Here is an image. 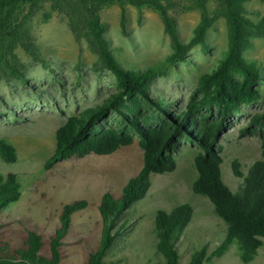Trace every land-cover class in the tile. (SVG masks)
I'll list each match as a JSON object with an SVG mask.
<instances>
[{
	"label": "rangeland",
	"instance_id": "1",
	"mask_svg": "<svg viewBox=\"0 0 264 264\" xmlns=\"http://www.w3.org/2000/svg\"><path fill=\"white\" fill-rule=\"evenodd\" d=\"M157 1L177 22L180 40L188 49L185 61L176 65L166 61L173 53V43L155 9L129 6L126 33L119 6L105 7L100 18L110 48L123 66L135 71L154 70L157 77L153 95L185 105L199 79L211 73L226 56L227 22L217 19L208 30L205 43L193 44L202 18L196 0ZM216 7V0L208 1L211 15ZM246 9V15L256 22L264 17L262 0H250ZM6 18L12 26L24 23L30 47L28 51L18 46L14 50L17 60L7 55L9 62L0 70V139L11 144L18 155L13 164L0 157V175L16 174L22 184L21 200L2 213L3 239L16 245L25 237V228L30 227L48 244L60 226L64 206L85 200L88 208L73 216L64 240L62 264H87L88 255L97 249L102 237L99 206L103 196L111 193L121 198L123 188L144 167L140 139L136 137L132 146L111 156L73 158L46 170V163L56 150L57 130L68 118L102 105L117 92V80L104 67L86 35L79 40L69 18L54 10L49 1L35 12L26 6L13 18L4 13L3 19ZM252 39L253 47L244 57L261 68L263 100L243 106L218 142L223 180L234 193H239L244 179L234 176L233 163L239 162L247 176L253 164L262 159L261 140L256 136L240 137V130L264 112V37ZM198 152L197 147L183 143L175 155L176 170L152 176L147 196L135 203L121 221L124 235L116 240L105 264H163L156 248L155 219L159 211L171 212L182 204L191 205L194 216L178 243L180 264H189L191 255L204 246L211 254L224 242L227 224L217 216L208 198L193 191L198 178L194 164ZM210 264H243L239 244L235 242L221 259ZM251 264H264V239Z\"/></svg>",
	"mask_w": 264,
	"mask_h": 264
},
{
	"label": "trees",
	"instance_id": "2",
	"mask_svg": "<svg viewBox=\"0 0 264 264\" xmlns=\"http://www.w3.org/2000/svg\"><path fill=\"white\" fill-rule=\"evenodd\" d=\"M47 1L54 10L69 18L79 40L86 35L96 47L100 61L117 80V92L99 107L67 119L57 130L56 150L47 161L46 170L73 158L92 154L111 156L132 146L136 137L144 152V167L123 188L121 198L111 193L103 196L99 206L102 237L97 249L88 255L87 264H105L116 240L124 235V224L120 227L124 216L147 196L152 176L176 170L175 155L183 143L199 149L194 160L198 173L194 193L208 198L217 216L228 227L226 239L214 252L209 254L208 247L204 246L191 255L189 264H210L221 259L235 242L240 247L241 262L251 264L263 247L264 239V112L255 115L251 124L240 130L241 138L256 136L261 140L262 159L253 164L247 176L242 173L239 162L233 163L234 176L244 179L239 193H234L223 180V158L218 142L243 106L256 105L263 100L261 68L244 54L253 47V37H264V17L256 22L246 15L250 0H216L213 15L207 8L209 0H196L202 18L193 44H204L214 22L224 18L229 48L215 69L199 79L188 102L180 105L174 99L153 95L152 86L157 77L154 70L135 71L123 66L110 48L100 18L105 7L119 6L122 29L126 33L129 6L139 10L147 6L155 9L173 43V53L166 61L176 65L185 61L188 49L180 40L177 22L157 0H0V70L9 62L7 55L17 60L14 50L18 46L28 51L30 47L26 43L29 33L24 23L12 26L9 19H3V14L13 18L26 6L35 12ZM0 157L7 164L16 163L18 158L16 149L3 139H0ZM21 198L19 177L0 175V264H62L64 240L70 232L72 218L87 209L88 202L82 200L64 206L60 226L48 244L37 230L27 227L23 240L13 245L3 239L2 213ZM193 216L194 209L189 204L179 205L171 212L157 213L156 248L163 264H180L178 243Z\"/></svg>",
	"mask_w": 264,
	"mask_h": 264
}]
</instances>
